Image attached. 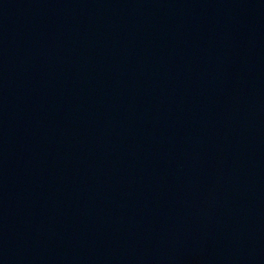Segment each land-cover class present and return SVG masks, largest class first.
Segmentation results:
<instances>
[{
	"label": "water",
	"instance_id": "95a60500",
	"mask_svg": "<svg viewBox=\"0 0 264 264\" xmlns=\"http://www.w3.org/2000/svg\"><path fill=\"white\" fill-rule=\"evenodd\" d=\"M0 264H264V0H0Z\"/></svg>",
	"mask_w": 264,
	"mask_h": 264
}]
</instances>
